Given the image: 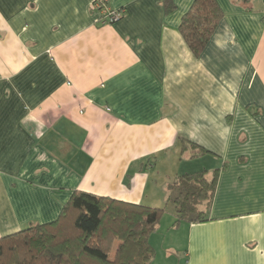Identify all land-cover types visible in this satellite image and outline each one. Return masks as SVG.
<instances>
[{"label":"crops","instance_id":"1","mask_svg":"<svg viewBox=\"0 0 264 264\" xmlns=\"http://www.w3.org/2000/svg\"><path fill=\"white\" fill-rule=\"evenodd\" d=\"M93 1L0 0V237L76 190L159 207L217 169L210 219L173 226L174 207L151 264H264V0H217L199 56L179 30L193 0H108L124 15L105 24Z\"/></svg>","mask_w":264,"mask_h":264},{"label":"trees","instance_id":"2","mask_svg":"<svg viewBox=\"0 0 264 264\" xmlns=\"http://www.w3.org/2000/svg\"><path fill=\"white\" fill-rule=\"evenodd\" d=\"M223 16L217 0H193L179 30L194 55L204 50ZM180 139L191 157L208 152L184 136ZM217 178V169L211 174L202 169L181 173L168 184L173 226L210 219ZM165 213L166 207L76 190L56 220L0 237V264H151L155 248L150 237Z\"/></svg>","mask_w":264,"mask_h":264},{"label":"built area","instance_id":"3","mask_svg":"<svg viewBox=\"0 0 264 264\" xmlns=\"http://www.w3.org/2000/svg\"><path fill=\"white\" fill-rule=\"evenodd\" d=\"M92 9L99 13L100 21L104 24L118 21L124 15V10L112 8L107 0H94Z\"/></svg>","mask_w":264,"mask_h":264},{"label":"rangeland","instance_id":"4","mask_svg":"<svg viewBox=\"0 0 264 264\" xmlns=\"http://www.w3.org/2000/svg\"><path fill=\"white\" fill-rule=\"evenodd\" d=\"M187 157H188L187 155L183 156L184 161H186V159H188ZM160 207H166V213L164 215V218L166 217V221H168V219H172L173 212H174V205L171 202H165ZM167 217H169V218H167ZM164 221H165V219H164ZM10 256L12 257L13 255L10 254ZM111 257L112 258L114 257V252H112Z\"/></svg>","mask_w":264,"mask_h":264}]
</instances>
